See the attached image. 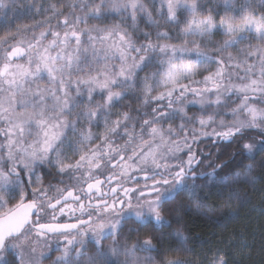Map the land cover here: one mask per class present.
I'll use <instances>...</instances> for the list:
<instances>
[{"label": "snow or ice", "instance_id": "snow-or-ice-1", "mask_svg": "<svg viewBox=\"0 0 264 264\" xmlns=\"http://www.w3.org/2000/svg\"><path fill=\"white\" fill-rule=\"evenodd\" d=\"M33 9L44 24L0 40V264H31L50 241L54 264H189L140 259L156 251L140 233L170 227L178 197L208 215L212 195L230 205L255 182L241 165L264 153V0ZM205 140L233 151L198 174ZM209 264L237 262L217 250Z\"/></svg>", "mask_w": 264, "mask_h": 264}, {"label": "trees", "instance_id": "trees-1", "mask_svg": "<svg viewBox=\"0 0 264 264\" xmlns=\"http://www.w3.org/2000/svg\"><path fill=\"white\" fill-rule=\"evenodd\" d=\"M40 2L41 0H17V3L7 10H0V40L15 35L17 31L31 28L34 24H44V18L36 15L35 9L31 14L26 11L28 6L33 3L39 6ZM43 2L45 7L56 3L63 13L72 11L70 0H43ZM220 3L222 0H206V6ZM256 3L259 4V0H256ZM140 28L144 29L143 23ZM42 30L43 28L37 27L36 33ZM144 74L142 72L141 76ZM129 105L133 110L139 106L134 100H126L120 105V109L126 111ZM118 110L114 109L113 112ZM249 139L258 138L250 136ZM193 147L194 151L199 152L204 158L201 166L196 169L198 174L211 172L212 168L208 167L209 164L215 166L228 161L233 151L232 148H217L208 140ZM249 167L253 170L251 176L255 177V182L239 183L236 189L240 196L239 200L234 199L230 205H225L222 200L212 195L207 203L215 204L216 208L208 215H201L196 211L195 202L189 204L186 195L178 197L176 203L169 206L177 210L171 216L165 215L166 220L172 221L170 227L159 228L156 231L151 228L141 231L139 237L141 240L148 235L154 237L153 245L156 251L150 253L153 259L155 261L179 259L189 264H209L213 255L220 250L228 253L230 259L237 264H264V153L256 155L254 160H244L241 168ZM235 171L241 173V169ZM181 204H183L182 208L179 207ZM129 227L132 225L125 226L126 232ZM177 233L182 240L176 238ZM136 239L137 237L133 235L128 245H132ZM88 252H91V245L88 247ZM54 254L55 252L52 251L50 257L43 263L49 262ZM6 259L11 260L12 256L7 255Z\"/></svg>", "mask_w": 264, "mask_h": 264}, {"label": "rangeland", "instance_id": "rangeland-1", "mask_svg": "<svg viewBox=\"0 0 264 264\" xmlns=\"http://www.w3.org/2000/svg\"><path fill=\"white\" fill-rule=\"evenodd\" d=\"M71 4H78L80 0H70ZM204 138L201 137V140ZM186 158V157H185ZM39 239V238H38ZM106 243H104V246L107 248L109 245H111L112 241L111 239L105 240ZM33 247L35 248V251H32L30 248L28 250V253L26 255V259L31 262V264H54L55 261H57V258L61 255L60 251L55 250V241H50L49 243H34ZM131 247V245L129 246ZM54 251L55 254L51 257L49 262L43 263L44 260L48 259L50 257L51 252ZM140 259H143L144 256L150 255V253H137ZM7 257V256H6ZM5 257V258H6ZM123 259V257H121Z\"/></svg>", "mask_w": 264, "mask_h": 264}, {"label": "flooded vegetation", "instance_id": "flooded-vegetation-1", "mask_svg": "<svg viewBox=\"0 0 264 264\" xmlns=\"http://www.w3.org/2000/svg\"><path fill=\"white\" fill-rule=\"evenodd\" d=\"M64 219H67V218L65 217ZM47 220H50V217H49V218H47ZM47 220H46V222H47Z\"/></svg>", "mask_w": 264, "mask_h": 264}]
</instances>
